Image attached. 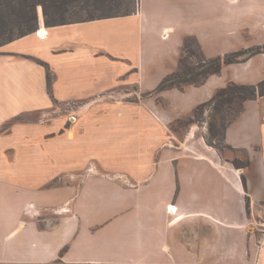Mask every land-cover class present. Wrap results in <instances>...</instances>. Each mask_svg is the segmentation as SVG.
<instances>
[{
    "label": "crops",
    "instance_id": "crops-1",
    "mask_svg": "<svg viewBox=\"0 0 264 264\" xmlns=\"http://www.w3.org/2000/svg\"><path fill=\"white\" fill-rule=\"evenodd\" d=\"M42 24L0 46V264H264V95L227 125L229 158L195 130L179 139L153 91L188 35L206 57L264 46V0Z\"/></svg>",
    "mask_w": 264,
    "mask_h": 264
},
{
    "label": "trees",
    "instance_id": "trees-1",
    "mask_svg": "<svg viewBox=\"0 0 264 264\" xmlns=\"http://www.w3.org/2000/svg\"><path fill=\"white\" fill-rule=\"evenodd\" d=\"M130 0H3L0 3V46L15 39L34 32L39 25L37 6L42 8L43 21L47 26H54L67 23L83 22L87 20L100 19L130 14L127 7ZM76 3V4H75ZM83 3L86 5L85 16L83 17ZM97 4H100L98 6ZM79 5V7H77ZM76 7L77 10H71ZM87 7H90L89 9ZM100 11L96 14V11ZM191 39L201 53V59L197 62V69L184 66V60L179 59V68L166 74L153 91L156 93L176 87L182 89V85L203 84L209 75L218 74L223 64L242 62L249 57L264 52V46H255L238 49L214 57H205L202 48L194 36L188 35L185 41ZM190 52L192 50H189ZM193 52V51H192ZM191 52V53H192ZM181 65V66H180ZM184 67H183V66ZM264 95V78L257 83H240L229 81L225 86L220 87L206 101L197 104L192 112L193 117L188 123L193 122L194 116L205 109L215 110L224 120L230 117L223 125L221 140L225 147V129L243 109L244 102ZM178 121L179 119H175ZM173 120V122L175 121ZM209 130L216 133L213 122L207 123ZM215 131V132H214ZM208 144L213 145L208 139ZM214 146V145H213ZM217 147V146H215Z\"/></svg>",
    "mask_w": 264,
    "mask_h": 264
},
{
    "label": "rangeland",
    "instance_id": "rangeland-1",
    "mask_svg": "<svg viewBox=\"0 0 264 264\" xmlns=\"http://www.w3.org/2000/svg\"><path fill=\"white\" fill-rule=\"evenodd\" d=\"M2 1L3 0H0V3H2ZM97 5L100 6V4ZM136 5L137 0H130L126 8H128L130 11H134ZM39 6L40 5L37 6L38 15ZM77 7H79V5ZM75 8L76 7H71V10H77ZM85 8L86 5L85 3H83V17L86 15ZM87 8L89 9L90 7ZM99 13V10L96 11V14ZM244 44L245 42L233 40H231L230 42H222L219 44L210 43L208 44V50L206 51V55L208 54V56L210 55L213 57L223 55L224 53L242 48ZM155 45L160 46V43H155ZM189 50H192L193 52L191 51V53ZM181 58L184 60V66L197 69L196 65L197 62L201 59V53L198 47L195 45L194 42H192L191 39H187L186 41L184 40L183 42L181 53L178 58L177 69L179 68V59ZM209 76L211 77L210 81L200 86L194 85V87L193 84H186L182 85V89L171 88L165 90V92L162 93V100L159 99L157 105L159 106V109L161 108L164 111H168V113H178V116H182L178 118V121H172L169 125V128L177 135L179 139H183L188 132L194 129L196 131V134L204 137L205 141H207L208 139L214 146H217L216 148L223 156L233 158L237 155L238 152H234L225 147L224 142L221 140V136L218 134L220 132L222 133L223 125L225 124L226 120L230 117V115H228L226 119L223 120L220 115L223 113L219 114L215 110H213V108H207L203 111L198 112V114L194 116L193 122L188 123V119L190 117H193L192 107L194 105L209 99L217 89L225 86L229 81L232 80L240 83L253 84L263 79L264 54L254 56L249 61L245 62L223 64L218 74H212ZM218 84H220V86L216 87V85ZM72 107H74L73 109L76 110L79 106ZM67 121L68 123H73L69 120ZM209 122H213V124L215 125L214 127L216 129V133H212L211 130L208 129L209 125H207V123ZM93 169V167L88 168V170L91 172H93Z\"/></svg>",
    "mask_w": 264,
    "mask_h": 264
},
{
    "label": "built area",
    "instance_id": "built-area-1",
    "mask_svg": "<svg viewBox=\"0 0 264 264\" xmlns=\"http://www.w3.org/2000/svg\"><path fill=\"white\" fill-rule=\"evenodd\" d=\"M41 24H42V21H41V18L39 16V25H40V27H39V29L36 30V32H37L38 36L44 37V36L47 35V29L45 28L41 32ZM166 36H167V32L164 31L163 37H166ZM68 120L70 122H74L76 120V114H71L69 116ZM169 208L172 209V210L176 209V207L174 205H170ZM259 232H260V236L258 238L257 246H258V249L261 250L264 247V219L259 223Z\"/></svg>",
    "mask_w": 264,
    "mask_h": 264
},
{
    "label": "bare ground",
    "instance_id": "bare-ground-1",
    "mask_svg": "<svg viewBox=\"0 0 264 264\" xmlns=\"http://www.w3.org/2000/svg\"><path fill=\"white\" fill-rule=\"evenodd\" d=\"M39 15H40V18L43 17V15H42V10H41V6H39ZM41 21H42V19H41ZM44 29H45L44 25L41 24V32H42ZM193 130H194V129H192L191 132H193Z\"/></svg>",
    "mask_w": 264,
    "mask_h": 264
}]
</instances>
